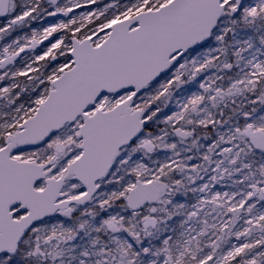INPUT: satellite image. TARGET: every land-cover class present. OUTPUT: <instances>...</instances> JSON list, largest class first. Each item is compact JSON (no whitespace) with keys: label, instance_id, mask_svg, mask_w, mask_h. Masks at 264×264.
Returning <instances> with one entry per match:
<instances>
[{"label":"snow or ice","instance_id":"snow-or-ice-1","mask_svg":"<svg viewBox=\"0 0 264 264\" xmlns=\"http://www.w3.org/2000/svg\"><path fill=\"white\" fill-rule=\"evenodd\" d=\"M0 264H264V0H0Z\"/></svg>","mask_w":264,"mask_h":264}]
</instances>
